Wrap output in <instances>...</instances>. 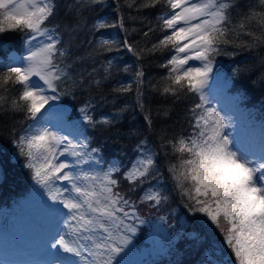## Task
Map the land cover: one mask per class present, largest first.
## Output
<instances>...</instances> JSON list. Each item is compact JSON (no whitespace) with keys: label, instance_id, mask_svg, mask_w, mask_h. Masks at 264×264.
<instances>
[{"label":"snow or ice","instance_id":"obj_1","mask_svg":"<svg viewBox=\"0 0 264 264\" xmlns=\"http://www.w3.org/2000/svg\"><path fill=\"white\" fill-rule=\"evenodd\" d=\"M80 2L76 0L77 4ZM125 3L132 7L135 0H125ZM161 3L168 10L158 19L168 34L152 49L137 51L127 40L124 46L138 59L142 53L169 48L174 54L164 65L171 67L165 77L169 83L163 86L161 95L196 99L189 109L191 131L172 139L162 138V148L170 145L174 153L180 154L179 164H172L168 171L188 210L202 214L203 223L218 230L229 256L234 257L232 264H264V149L238 147L230 131L235 105L231 112H225L213 107L205 94L217 55L229 54L230 45L253 48L264 44V10L250 7L233 24L236 0H143L138 7L155 8ZM257 4L264 8V0H257ZM72 7L69 6L70 11ZM56 13V0H0V34L19 30L30 44L28 55L0 69V112L8 105L11 111L23 113L25 119L37 120L50 112L52 103L62 95L84 87L82 80L75 79L69 71L72 67L70 43L65 46L58 31L60 26L50 23ZM79 24L80 20L74 18L73 24L65 25V29L71 34ZM109 26L114 25L101 19L94 27L100 31ZM119 27L127 31L122 16ZM242 36L250 40L237 43ZM33 41L38 43L32 44ZM112 43L109 39L98 41L99 47L106 51L112 50L109 47ZM190 61L200 64L193 66ZM110 67L111 61L104 69L103 79L111 75ZM142 76V71L137 72L138 79ZM93 82L97 86L101 83L100 80ZM224 87L227 89V83ZM130 90L123 85L113 89L114 92ZM91 108L92 104L87 102L80 109L81 118L88 125L110 126L114 122V118L107 116L94 119ZM145 119L151 125L149 117ZM72 129L78 131L76 126ZM16 143L27 161L26 167L32 170L33 179L45 190L47 200L53 206H62L50 247L76 258L64 257L63 264H114L132 243L136 222L143 223L135 203L119 190L120 181L115 176L120 173V165L114 163L94 175L76 173L74 167L87 163L99 149L91 147L87 137L74 142L48 128L26 133ZM144 144L146 141H140L137 146L140 155L123 172V179L133 189L143 184L156 168L155 154L142 148ZM61 157L74 158V162ZM62 182L67 186H62ZM140 199L141 203L159 205L166 197L158 191L147 190ZM61 222L64 231L60 230ZM190 236L200 239L196 232ZM223 254L224 248L211 244L201 264H225Z\"/></svg>","mask_w":264,"mask_h":264},{"label":"trees","instance_id":"obj_2","mask_svg":"<svg viewBox=\"0 0 264 264\" xmlns=\"http://www.w3.org/2000/svg\"><path fill=\"white\" fill-rule=\"evenodd\" d=\"M142 2L135 0V4L128 7L125 0H81L80 4L76 0H56L57 13L50 18V23L60 26L58 31L62 43L65 46L70 43L72 67L69 71L84 84L72 94L61 96V103L68 109L62 113L66 122L83 133L82 139L87 137L90 146L99 149L94 155L102 171L114 163L120 165V173L115 176L120 181L119 190L135 203L136 213L143 221L136 222L131 264H201L211 244L224 248V262L232 264L234 257L229 256L218 230L203 223L202 214H193L188 210L168 171L172 164H179L180 154L174 153L170 145L161 147L163 140L187 135L191 131L189 109L196 102L192 96L176 99L171 94L161 95L163 86L169 83L165 77L171 67L164 65L174 53L169 48L160 47L151 53H142L138 59L124 46L127 40L137 51L152 49L168 34L158 19L168 10L167 7L162 3L155 8L138 7ZM236 2L238 6L232 11L233 24L242 14L248 13L250 7L256 11L264 10L258 6L257 0ZM70 5L73 6L71 11ZM121 16L127 31L119 27ZM74 18L79 19L80 24L69 34L65 25L71 26ZM101 19L114 26L96 31L94 26ZM100 39L113 41L109 46L112 50L100 48ZM240 40H250V37L242 36L236 42ZM25 41V35L19 30L0 34V69L10 63L11 51L25 56ZM227 52L229 54L217 55L214 61L216 73L228 82L230 92L227 93V100H231L232 107L235 105L236 109H243L246 122L262 130L264 135V44L253 48L230 45ZM109 61L111 75L103 79ZM140 71L143 76L138 79L137 72ZM95 80L101 81L99 86L93 82ZM121 85L131 90L113 91ZM87 102L92 104L90 111L94 119L107 116L114 118V122L110 126L88 125L82 120L80 112ZM4 107L5 110L0 112V230L12 233L20 224L19 220L10 218L11 213L17 216L25 212L19 207L24 199L33 194L36 182L16 141L26 133L38 132L36 128L40 126L41 118L25 119L23 113L11 111L8 105ZM145 117H149L151 125ZM142 140L146 141L142 148L150 149L157 163L153 174L133 189L123 179V172L140 155L137 146ZM147 190L158 191L166 199L159 205L141 203L140 198ZM17 231L19 234L20 231ZM192 232L198 233L200 239H192ZM139 253L146 258L142 261L138 259ZM128 263L118 258V264Z\"/></svg>","mask_w":264,"mask_h":264},{"label":"rangeland","instance_id":"obj_3","mask_svg":"<svg viewBox=\"0 0 264 264\" xmlns=\"http://www.w3.org/2000/svg\"><path fill=\"white\" fill-rule=\"evenodd\" d=\"M38 41H33L32 44H36ZM30 44H26V55H28ZM10 63L12 64L16 58H22L16 51H11L9 54ZM193 66H199V61H190ZM217 66L214 62L211 73V78L208 81V85L205 89V94L208 96L213 107L223 109L225 112L232 111V102L227 100V93L230 92L225 89L224 85L228 82L223 79L222 76L216 73ZM52 110L41 115L40 126L36 129L41 130L48 128L50 131L58 132L60 135L68 136L74 142L77 139L83 140L79 131H73L72 124L66 122L64 114L62 113L66 107L60 100L55 101L51 105ZM54 109H57L54 111ZM229 114V113H225ZM233 128L230 129L232 135L236 137L237 146L242 150H255L260 151L264 149V135L262 130H259L255 126L249 125L244 118V111L236 109L231 112ZM77 129V128H76ZM72 133L69 135V133ZM257 157H250V159H256ZM61 159H67L69 163L74 162V158L61 157ZM94 155L87 163L75 166L74 171L76 173L87 172L90 175L101 173L99 162ZM62 186H67L63 184ZM35 191L28 198L21 202L19 210H24L21 215H18L16 219L19 220V234L9 233L0 230V264H63V258L69 257L75 260V257H71L70 254L63 253L62 250L52 249L50 247V241L53 232L59 226V207L51 205L52 201L47 200V194L40 185L35 182ZM45 193V194H44ZM65 212L67 210H64ZM12 218V216H11ZM130 222V221H129ZM16 230V232H18ZM60 230L64 231L63 223L60 224ZM135 242L132 239V243L125 249L123 253L118 257L121 260L133 262L132 251ZM55 252L57 256L54 258L52 255ZM148 255V253H147ZM117 261L114 264H118ZM146 258L142 253L138 254V259ZM128 263V264H129Z\"/></svg>","mask_w":264,"mask_h":264}]
</instances>
